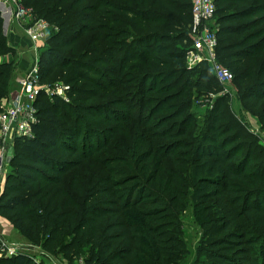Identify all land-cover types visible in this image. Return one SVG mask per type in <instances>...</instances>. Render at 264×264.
<instances>
[{
	"label": "trees",
	"instance_id": "16d2710c",
	"mask_svg": "<svg viewBox=\"0 0 264 264\" xmlns=\"http://www.w3.org/2000/svg\"><path fill=\"white\" fill-rule=\"evenodd\" d=\"M23 2L56 28L38 68L70 99L38 97L33 137L15 139L0 217L69 264H181L175 215L190 204L206 214L215 201L202 223L203 264H264V150L229 134L223 99L205 115L196 110V95L221 85L207 63L185 66L191 0ZM215 4L218 61L234 68L240 99L257 112L264 0ZM8 42L0 12V107L18 68Z\"/></svg>",
	"mask_w": 264,
	"mask_h": 264
},
{
	"label": "rangeland",
	"instance_id": "374dc122",
	"mask_svg": "<svg viewBox=\"0 0 264 264\" xmlns=\"http://www.w3.org/2000/svg\"><path fill=\"white\" fill-rule=\"evenodd\" d=\"M249 4V3H248ZM246 4L245 6H247ZM1 12V11H0ZM2 16V14H1ZM4 20V19H3ZM5 23V21H4ZM15 24V23H14ZM18 26H20L23 31L24 27L20 24L16 23ZM13 26V23H11L8 26H5L4 24V33L8 39L9 46L11 48L15 47L11 44L10 41V30ZM48 32L50 35L55 34L56 28L53 25H50ZM24 35L26 38L29 39L30 43H28V46L26 48V51L29 54H32L33 57V66L39 64L40 54L45 48L44 42H40L37 45L33 44L28 37V35L24 32ZM150 47H154V44L150 43ZM16 50V55L14 57V60L19 64V59H21V56L18 55V51ZM14 54H10L9 56H6L5 60H11L12 56ZM38 60V61H36ZM64 62V61H61ZM222 65V64H221ZM187 68H192L194 65H192L188 60L185 64ZM224 68L228 69L232 74L234 73V68H228L226 64L222 65ZM19 68V66H18ZM17 68V69H18ZM18 70L15 73L14 80L12 82L11 86V92L9 96L1 102L0 112H3L4 109H6L11 102V99L19 93L20 85L18 83L20 78H23L25 74H21L19 77ZM17 74V75H16ZM236 75V74H235ZM19 78V79H18ZM256 79V78H254ZM234 80V76H233ZM252 83V81H250ZM47 89L50 91H55V86L57 84H60L58 82L50 83L46 81V83H42ZM221 87L215 91H207L205 93H199L196 95L194 102L195 107L198 112V114L205 115L207 109L212 110L213 106L215 105L216 101L219 99H223V108L224 111H227V115L230 114L229 118H232L233 120H230L226 118L227 121L230 123H234L232 126V131L229 133L231 134H240V142L245 145V150L247 148H259L264 150V105L261 106V108L256 111H251V106L248 101L241 100V96L243 95L242 92H239V89L237 86H235L234 81L231 83H228L226 85H222L220 83ZM160 86V85H159ZM70 91L64 92L61 96H58L60 98H63L66 102H69V96ZM44 95L48 97L49 99L52 98L51 93L46 94L44 92ZM71 101V100H70ZM207 104V106H206ZM122 108V107H119ZM14 139V137H13ZM245 150L241 152V154H245ZM259 151V150H258ZM15 153V142L13 147L11 148L9 152V156L5 159V167L4 171L6 172V177L1 182L3 184L2 189H0V198L4 192L5 184L7 175L9 172H11V159L14 156ZM261 153V151L259 152ZM264 156V151L261 153ZM261 166V165H258ZM215 201H210L208 203L209 207H206L208 212L205 214V211L196 205L190 204V207L186 210L180 212L178 215H175V218H177V221H174L173 224V231L176 234L177 241L181 243V250L178 261L181 262V264H203L205 259V255L203 253V249L206 246L207 241L209 238L206 235V230L202 228V223L204 220L207 219L209 213H214V210L216 209ZM13 227L2 217H0V248L3 246L14 248V247H24L26 251L24 254L32 258L33 263L37 264H69L68 260L64 258L62 255H48L44 253L41 248L39 247H31L28 245V242L20 237L18 242L14 241H7L5 238H7V235H9L6 230L8 228ZM14 230V229H13ZM30 247V248H29ZM29 248V249H28ZM81 262H75L74 264H80Z\"/></svg>",
	"mask_w": 264,
	"mask_h": 264
},
{
	"label": "built area",
	"instance_id": "2783aa9c",
	"mask_svg": "<svg viewBox=\"0 0 264 264\" xmlns=\"http://www.w3.org/2000/svg\"><path fill=\"white\" fill-rule=\"evenodd\" d=\"M193 23L191 27L192 49L187 54V60L194 66L201 62L209 65L213 76L222 85L233 81V74L224 68L217 56V26L215 23V0H191ZM0 11L5 21V26L18 23L24 27V32L31 42L37 45L46 42L51 36L48 32L51 27L46 21L38 19L34 10L24 5L23 0H0ZM38 61V60H36ZM193 66V67H194ZM20 85L17 93L8 107L0 112V189L2 180L6 177L4 171L5 159L14 145L15 139L33 137V126L39 123L36 102L42 93H51L61 96L68 91V87L57 84L55 91L47 89L41 81L39 68L36 65L18 81ZM14 137V139H13ZM29 249V248H28ZM24 247L0 248V258H10L24 254ZM85 264V263H80Z\"/></svg>",
	"mask_w": 264,
	"mask_h": 264
},
{
	"label": "crops",
	"instance_id": "0c3cea01",
	"mask_svg": "<svg viewBox=\"0 0 264 264\" xmlns=\"http://www.w3.org/2000/svg\"><path fill=\"white\" fill-rule=\"evenodd\" d=\"M9 37H10L11 44L15 47V49H17L19 53L18 55L21 56V59H19V64H18L19 68L17 69L19 71L18 74L20 77L21 74L29 73L34 67L32 54H29L26 51V48L28 46V43H30V41L24 35L23 29L20 26H18L16 23L15 24L13 23V26L10 30ZM6 232H8L9 235H7V238H5V240L10 241V242L19 241L20 239L19 234L15 230H13L11 227L8 228Z\"/></svg>",
	"mask_w": 264,
	"mask_h": 264
}]
</instances>
